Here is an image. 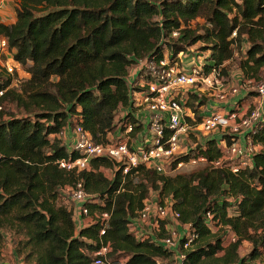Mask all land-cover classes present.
Segmentation results:
<instances>
[{
    "label": "trees",
    "instance_id": "obj_1",
    "mask_svg": "<svg viewBox=\"0 0 264 264\" xmlns=\"http://www.w3.org/2000/svg\"><path fill=\"white\" fill-rule=\"evenodd\" d=\"M0 33L14 61L30 75L22 94L10 77L0 75V106L17 102L27 114L18 117L8 110L9 117L0 120V242L2 230L23 236L29 264H93L92 253L102 241L110 243L112 264H156L172 252L137 239L131 227L154 192L161 203L171 199L181 222L198 235L186 264H264V150L254 156L252 169L239 174L200 167L167 176L142 165L124 174L108 158L92 159L91 168L77 174L59 168V161L79 154L57 137L66 126L80 124L96 142H107L117 111L130 105L131 68L166 54L173 64L200 42L209 53L208 72L225 69L235 46L241 52L246 42L239 68L245 80L259 79L264 0H20L15 22H0ZM188 105L200 122L205 100L192 95ZM255 141L264 145V125ZM221 154L219 141L211 139L191 156L215 160ZM78 180L100 200L90 207L93 212L112 213L103 237L100 224L78 230L73 211L62 201L63 190ZM231 196L240 201L232 204ZM207 213L213 215L215 233L206 225ZM226 229L236 234V242L226 245ZM245 242L252 251L241 257Z\"/></svg>",
    "mask_w": 264,
    "mask_h": 264
},
{
    "label": "built area",
    "instance_id": "obj_2",
    "mask_svg": "<svg viewBox=\"0 0 264 264\" xmlns=\"http://www.w3.org/2000/svg\"><path fill=\"white\" fill-rule=\"evenodd\" d=\"M13 1L18 3L20 0ZM4 5L5 0H0V11ZM184 55L180 53L173 64L166 54L160 61L144 59L134 65L136 72L128 75L130 105L117 111L114 130L108 133L107 142H96L80 124L75 128L66 126L57 137L64 138L69 150L77 152L79 157L62 159L58 162L59 168L79 174L91 168L92 159L108 158L124 168V174L140 165L167 176H175L176 171L193 166L224 169L233 174L252 169L254 156L264 150V145L255 141L264 125V107L235 108L227 114L211 111L200 122L195 112L187 115L191 112L188 105L191 93L199 95V91H206L220 101H227L231 96H238L240 88L219 78L222 66L208 72L206 60L192 56L195 59L185 64ZM4 56L11 58L3 63ZM17 65L20 64L14 61L7 39L0 33V75H14ZM254 92L264 104V80ZM3 94L0 92V97ZM216 136L219 138H214ZM226 137L231 139L230 145L226 143ZM192 138L197 141L193 142ZM211 139L218 140L221 145L222 154L218 159L191 156ZM67 189L74 203V208L70 209L77 229L100 224V237L105 236L111 211L91 210L90 207L100 204V200L87 193L83 180ZM228 199L232 204L240 201L233 196ZM235 207H230L229 216L234 214ZM180 221L181 214L173 207L171 199L161 203L158 198L149 197L132 219L131 227L137 239L162 244L172 252L168 258H158L156 264H186L187 252L198 235L190 231L188 224L181 230ZM162 222L167 223L165 228L161 226ZM206 225L217 228L211 213L206 214ZM225 240L229 245L237 241V236L226 229ZM110 253V243L102 241L100 248L92 253L93 264H107Z\"/></svg>",
    "mask_w": 264,
    "mask_h": 264
},
{
    "label": "rangeland",
    "instance_id": "obj_3",
    "mask_svg": "<svg viewBox=\"0 0 264 264\" xmlns=\"http://www.w3.org/2000/svg\"><path fill=\"white\" fill-rule=\"evenodd\" d=\"M17 2L13 0H5V7L0 11V21L4 23H14L16 20V8H17ZM200 24H203V21L200 20ZM197 22L192 23V28H195ZM206 44L200 42L196 44L195 46L191 47L188 52L185 53L183 56V63H190L193 59H195L192 56L198 57L201 60L205 61V56H207L209 53L206 51H202V48H204ZM248 47V44L245 42L242 51L239 52L238 48L235 46V55L233 59H231L229 62L226 63V68L221 67V72L219 78L223 80L224 83H231L233 81V76L237 75L241 72L239 68V62L243 60V55ZM191 55V56H188ZM11 58V56H10ZM8 57H3V63L9 61ZM137 70V66H133L131 69V73H135ZM243 74V73H242ZM2 76H6L4 74H1ZM12 79V88L17 90L20 94H22L21 86L27 82V80L30 78L29 73L26 70V67H23L21 65H17L14 75L9 76ZM8 77V78H9ZM56 78H54L55 80ZM264 80V72L260 76L259 79H253V80H245L242 79L240 84H236L235 87H238L242 90H249L254 91L257 88V85L261 83ZM241 86V87H240ZM208 95V92L206 91H199V96ZM26 99V96H24ZM26 101V100H24ZM257 106V105H256ZM259 106V105H258ZM4 109V113L1 116L0 120H5L9 117V115L6 113L8 110L14 114L15 116L21 117V116H27V114L23 111L22 107H19L17 102H12L10 105H6V107H2V110ZM2 110L0 112H2ZM73 128L76 127V124L72 125ZM62 141L66 144V141L64 138H62ZM193 142H196L197 140L195 138H192ZM200 167H188L183 168L179 171H176L175 175L190 172L193 170H196ZM105 174L111 178L112 172L111 170H104ZM174 174V173H171ZM154 194V192H152ZM70 192L68 189L63 190L62 192V201L71 209L74 208V203L72 202L70 198ZM170 223V222H169ZM179 227L184 230L186 224H183L181 221L178 222ZM166 222H162L161 226L165 228ZM170 225V224H169ZM176 224H173L175 226ZM2 241L0 242V264H16L17 262L23 261L25 264H29L26 261V256L28 254V250L24 251L22 249L21 242L25 240L23 236H16L12 232H8L5 230H2ZM217 232V228H213V233ZM164 234H166V231H163ZM166 235H164L165 237ZM252 251V246L248 242H245L241 248H240V255L241 257H247ZM262 260H264V256L262 257ZM248 261V262H247ZM244 264H252L251 260H247ZM112 264L111 260L108 258V263Z\"/></svg>",
    "mask_w": 264,
    "mask_h": 264
},
{
    "label": "crops",
    "instance_id": "obj_4",
    "mask_svg": "<svg viewBox=\"0 0 264 264\" xmlns=\"http://www.w3.org/2000/svg\"><path fill=\"white\" fill-rule=\"evenodd\" d=\"M233 77H234L233 81L230 83L231 86H236L237 83L240 84L242 79L244 78L242 72L238 73L237 75ZM250 92L251 91L249 90L240 89V94L238 96H231L230 99L227 101H220L214 96H212L211 94L203 95V96L201 95L203 99L205 100V105L201 106L199 109L201 119L204 115H206L207 113L211 111H219L222 114H227L229 111H233L235 108H241L242 110H245L251 106H256V105L264 107L263 102L261 101V99H259L256 96V93L252 96H248ZM192 95H195V94L191 93L190 97ZM190 97H189V101H190ZM189 108L191 112L190 113L188 112L187 115H190L192 112H194L190 105H189ZM214 138H219V136H216ZM150 197L158 198V194L157 193L151 194Z\"/></svg>",
    "mask_w": 264,
    "mask_h": 264
}]
</instances>
